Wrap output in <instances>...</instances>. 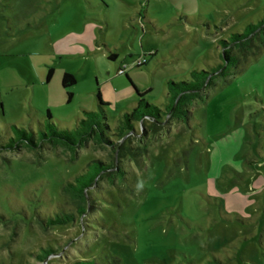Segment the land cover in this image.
<instances>
[{"label":"rangeland","instance_id":"rangeland-1","mask_svg":"<svg viewBox=\"0 0 264 264\" xmlns=\"http://www.w3.org/2000/svg\"><path fill=\"white\" fill-rule=\"evenodd\" d=\"M263 12L264 0H0V127L37 130L49 110L72 129L99 90L116 129L139 98L133 85L160 106L169 78L221 62L219 40ZM64 72L76 78L66 89ZM204 94L190 120L130 140L146 152L120 159L124 179L86 189L100 198L72 224L44 227L35 211L76 213L64 184L92 160L113 161L112 149L0 152V264H264V45ZM47 246L58 252L38 260Z\"/></svg>","mask_w":264,"mask_h":264},{"label":"trees","instance_id":"trees-1","mask_svg":"<svg viewBox=\"0 0 264 264\" xmlns=\"http://www.w3.org/2000/svg\"><path fill=\"white\" fill-rule=\"evenodd\" d=\"M264 45V12L257 22L248 23L243 31L232 32L225 39L219 40L221 49V62L208 65L206 68H193L189 71L188 79L167 80L166 101L160 106L147 101L146 91L140 93L133 85L128 73L125 77L133 85L139 98L131 110H126L119 115V126L113 129L108 120L106 111L107 104L102 102L100 92H96V109H84V117L77 118L74 128L70 129L55 123L49 110L46 111V119L39 124L37 130L33 127L25 128L12 124L10 128L0 127V152L25 150H38L47 145L51 147H63L72 152L83 147L92 140L101 147H109L114 152L113 161L105 162L92 160L80 172L76 173L71 180H67L63 191L77 201L76 213L68 212L57 207L51 211H45L44 207L35 211L36 217L44 227L61 226L72 224L81 215L86 213L88 206L95 202V194L88 197L86 189L93 187L99 178H105L114 183L116 177L125 178V170L120 167L119 161L129 157L135 161L146 152V146H131L130 140L140 133L146 136L148 133L158 132L165 119L188 121L192 116L191 105L195 100L204 101V90L215 84V79L229 78L236 72L240 63L250 55L256 54ZM109 59L115 60L116 54L110 53ZM146 63V62H145ZM145 63L137 64L132 68L140 67ZM122 68L119 67V71ZM52 73L48 71L47 81ZM76 84V78L70 72H64L61 77V86L66 89ZM71 92H67L70 101ZM1 105V104H0ZM142 142V138L140 140ZM0 220H4L0 213ZM53 246L42 247L36 254V258L44 261L49 255L57 253ZM115 257L101 259L97 256L80 258L70 264H114Z\"/></svg>","mask_w":264,"mask_h":264},{"label":"built area","instance_id":"built-area-1","mask_svg":"<svg viewBox=\"0 0 264 264\" xmlns=\"http://www.w3.org/2000/svg\"><path fill=\"white\" fill-rule=\"evenodd\" d=\"M145 62H146V59H145V56L143 55V57H140V58L138 57L137 58V60L132 65V67L135 66V65H137V64H142V63H145ZM126 67H127L126 65L122 66L121 67L122 69L119 72L122 73Z\"/></svg>","mask_w":264,"mask_h":264}]
</instances>
